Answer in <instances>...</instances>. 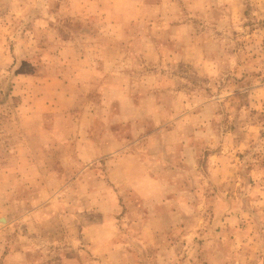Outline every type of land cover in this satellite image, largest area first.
Here are the masks:
<instances>
[{
	"label": "rangeland",
	"instance_id": "374dc122",
	"mask_svg": "<svg viewBox=\"0 0 264 264\" xmlns=\"http://www.w3.org/2000/svg\"><path fill=\"white\" fill-rule=\"evenodd\" d=\"M0 264H264V0H0Z\"/></svg>",
	"mask_w": 264,
	"mask_h": 264
}]
</instances>
